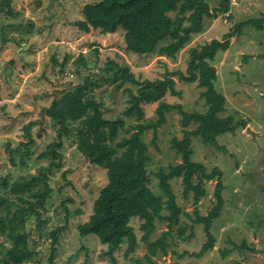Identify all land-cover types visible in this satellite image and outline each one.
Instances as JSON below:
<instances>
[{
	"label": "rangeland",
	"instance_id": "rangeland-1",
	"mask_svg": "<svg viewBox=\"0 0 264 264\" xmlns=\"http://www.w3.org/2000/svg\"><path fill=\"white\" fill-rule=\"evenodd\" d=\"M99 1L12 0L11 13L7 9L0 13V192L5 195L15 182L39 176L40 170L50 165L49 158L39 156L59 141L60 125L45 109L83 84L85 76L110 75L103 69L111 60L127 63L141 80L163 78L166 70L186 72L191 48L201 49L214 38L224 39L225 33L234 30L239 22L264 17V0H231V10L214 19L206 18L203 30L194 34L175 58L159 51L141 57L126 49L122 30L104 34L100 29L91 27L86 31L74 24L83 18L86 4ZM208 1L212 8L219 5V0ZM263 53L264 30L248 25L242 34L232 36L229 49L219 51L210 61L216 68L214 86L226 97V109L221 115L243 120L246 126L220 135L216 146L204 143L200 136L189 135L192 160L203 163L208 173L221 171L225 185L224 206L210 228L215 241L211 251L201 258L193 254L208 240L204 224L195 219L197 215H208L217 205L219 178H194L195 184L202 182L205 190L197 201L193 190L184 196L182 177L170 179L181 208L175 222L170 225V221L157 217L154 230L143 240L140 225L144 220L132 219L138 244L127 253L128 242L123 243L113 254L115 262L98 236H82L79 228L88 221L95 200L109 180L106 169L90 163L78 151L82 121H75L68 124L69 131L62 134V145L57 147L62 154L61 167L46 171L51 190L45 207H37L39 214L29 212L26 217L28 243L34 254L24 264H137L138 260L142 264H264V58L258 57ZM82 54L87 67L79 61ZM247 56L250 57L245 60ZM173 78L175 89L181 93L168 91L165 102L181 104L189 113L207 110L200 96L203 88L197 82ZM136 88L129 81L121 86L104 82L96 88L94 93L103 104L104 116H121L129 90ZM158 105H144L140 121L157 120ZM31 120L40 122L31 131L35 143L27 153L28 138L23 127ZM136 123L134 117L127 118L118 140L129 136ZM197 126L194 121L185 125L183 114L173 107L165 111V121L155 131L148 128L144 132L150 155V186L164 199L168 197L156 173L182 162L172 139H183ZM42 188L44 184L40 183L36 190ZM169 213L168 209L162 211ZM161 237H165L167 248L164 251L158 247L151 253L150 243ZM6 239L0 230V251L3 245L4 250L10 247Z\"/></svg>",
	"mask_w": 264,
	"mask_h": 264
},
{
	"label": "trees",
	"instance_id": "trees-1",
	"mask_svg": "<svg viewBox=\"0 0 264 264\" xmlns=\"http://www.w3.org/2000/svg\"><path fill=\"white\" fill-rule=\"evenodd\" d=\"M11 2L12 0H1L0 13L6 9L8 12L12 11ZM230 10L231 0H219V5L214 8L208 0H101L86 4L82 10L83 18L74 24L86 31L91 27L100 29L104 34L122 30L126 49L138 56L159 51L164 56L175 58L192 40L193 35L203 30L206 18L214 19ZM248 25L264 30V17L239 22L234 30L225 33L224 39L214 38L201 49L191 48L186 72L166 70L163 78L141 80L134 75L127 63L111 60L107 68L103 69L110 75L85 76L83 84L77 85L74 90L67 92L46 108V114L60 125L59 141L50 144L47 150L40 154L39 158H49L50 165L42 168L39 176L22 178L15 182L10 188V193L6 195L0 192V230L6 234L5 242L10 244L6 250L3 245V250L0 251V264H24L33 256L34 252L28 243L29 234L25 229L26 217L29 212L39 214L37 207H45L51 190L47 183L46 171L61 167L62 154L57 151V147L62 145V134L69 131L68 124L75 121H82V127L78 131V151L90 163L106 169L109 180L95 200L93 213L79 228L82 236H98L100 241L107 245L106 253L112 256L115 262L113 254L123 243L128 242L127 253L133 251L138 244L137 234L131 224L132 219L144 220L140 225L143 240H147L154 230L157 217L170 221V225L175 222L181 208L172 193L170 179L182 177L184 196L193 190L197 201L205 194V190L202 182L195 184L194 178H219L215 192L219 199L217 205L208 215H197L195 219L196 223L204 224L208 240L198 253L193 254L201 258L211 251L215 241L210 235V228L224 206L222 193L225 185L221 181V171L215 169L208 173L203 163L192 160L193 150L189 135L200 136L204 143L216 146L220 135L235 132L239 126H246L247 122L243 120H236L231 115H221L226 109V97L214 86L217 79L216 68L210 61L215 60L219 51L229 49L232 36L242 34ZM95 51L98 52V49ZM258 57L264 58V53ZM79 61L87 67L84 54ZM65 63L66 60L61 64ZM173 76H178L184 82H197L198 86L203 88L200 96L205 100L206 111L189 113L183 110L181 104H169L164 101L168 91L180 92L175 89L176 81ZM111 81L118 86L129 81L137 85V88L135 91L129 90L127 106L122 115L107 118L104 116L103 104L96 98L94 91L104 82ZM156 102L159 103L157 120L141 122L144 105ZM173 107L183 114L185 125L194 121L198 126L193 131H187L183 139H172L173 147L182 157V162L170 165L168 169L162 168L156 173L159 185L168 197L164 199L150 186L147 172L150 155L143 136L148 128H154L155 131L165 121V111H170ZM130 117L137 121L133 125L134 131L118 140L119 131L125 127L126 120ZM39 122L31 120L23 127L28 138L25 148L27 153L31 152L35 143L31 131ZM40 183L44 184V188L36 190ZM12 195H15V198ZM165 209L170 213L162 214ZM167 246L165 237H161L150 243V251L155 253L158 247L165 251ZM137 264L142 262L138 260Z\"/></svg>",
	"mask_w": 264,
	"mask_h": 264
}]
</instances>
